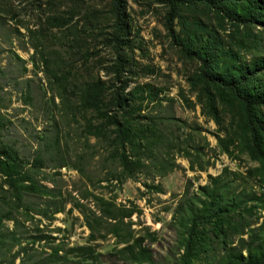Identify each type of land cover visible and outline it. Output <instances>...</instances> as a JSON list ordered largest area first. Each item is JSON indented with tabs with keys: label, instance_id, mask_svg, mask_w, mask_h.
Wrapping results in <instances>:
<instances>
[{
	"label": "rangeland",
	"instance_id": "374dc122",
	"mask_svg": "<svg viewBox=\"0 0 264 264\" xmlns=\"http://www.w3.org/2000/svg\"><path fill=\"white\" fill-rule=\"evenodd\" d=\"M122 4L114 41L111 0H0V143L40 191L16 206L0 173V264H148L121 249L135 239L156 264H179L174 211L208 176L229 194L264 196L240 104L199 76L202 61L223 74L264 54V26L203 3L178 5L168 23L165 3ZM95 80L105 86L97 110L81 99ZM115 96L122 121L146 130L124 148L140 162L129 176L106 121ZM260 204L247 202L242 237L261 234Z\"/></svg>",
	"mask_w": 264,
	"mask_h": 264
},
{
	"label": "trees",
	"instance_id": "16d2710c",
	"mask_svg": "<svg viewBox=\"0 0 264 264\" xmlns=\"http://www.w3.org/2000/svg\"><path fill=\"white\" fill-rule=\"evenodd\" d=\"M155 1L167 5L166 23L175 17L178 5L203 3L231 20L264 26V0ZM122 3L123 0H111L116 30L114 41L119 40L118 35L122 31ZM227 5L232 9H226ZM199 76L203 85L222 89L227 97L240 104L242 127L248 136L246 151L264 171V118L260 112L264 107V54L255 55L247 63L230 68L223 74L211 73L202 61ZM104 91L105 86L102 82L98 80L86 82L81 99L86 107L100 109ZM112 102L115 111L107 116L106 121L113 134L112 146L114 152H117L120 174L129 176L139 167L140 162L137 158L129 159L124 153V148L134 142L139 145L137 141L145 138L146 130L122 121L123 116L118 113L122 103L116 96ZM95 128L101 130L100 126ZM19 164L15 150L0 143V173L11 189L16 206L21 204L23 193L40 192L34 184L23 183L24 179L19 175ZM208 177V182L199 186V193L187 197L175 208L176 228L182 249L179 264H264V218L257 226L261 234L251 232L242 237L243 228L249 225L243 216L250 207L246 205L247 202L256 198L264 210V196L248 194L241 197L229 194L227 185L220 181L219 175ZM75 249L90 254L88 248L77 246ZM121 249L133 263L156 264L149 250L137 239ZM84 264L96 263L91 261Z\"/></svg>",
	"mask_w": 264,
	"mask_h": 264
}]
</instances>
